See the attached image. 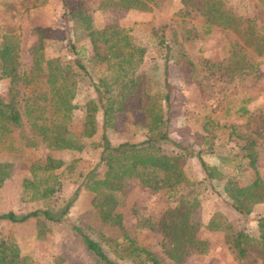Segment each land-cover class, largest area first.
Wrapping results in <instances>:
<instances>
[{
    "label": "rangeland",
    "instance_id": "obj_1",
    "mask_svg": "<svg viewBox=\"0 0 264 264\" xmlns=\"http://www.w3.org/2000/svg\"><path fill=\"white\" fill-rule=\"evenodd\" d=\"M80 1L90 16L92 27L116 25L127 29L131 42L143 49L136 66L141 94L122 99L124 107L113 113L110 126L104 130L109 142H138L144 138L142 107L146 97L142 93H146L149 105L160 103L166 111L163 116L168 140L185 137L190 143L179 151L169 141L161 145L165 153L177 152L178 165L189 181L196 182L204 176L195 156L197 152L209 166H219L217 155L226 153L220 167L230 184L242 186L251 182L252 169L236 155L246 138H250L254 141L255 166L264 191L263 44H260L262 53L256 54L249 46V33L239 35L219 26L206 31L197 7L184 6L180 0H155L147 11L106 6L100 4L102 0ZM220 2L239 17L240 25L260 29L264 35V8L254 0ZM36 26L72 29L60 0H0V34L17 33L16 69L19 72L29 69L32 48L37 42L33 31ZM53 35L55 37H44L41 41L44 58L57 56L67 61L79 58L87 73L77 82L72 99L75 107L67 125L70 132L79 135L84 103L95 96L97 79L106 75L105 63L92 57L87 38L79 36L78 32L74 42L77 54L68 51L65 39H58L56 32ZM78 45L83 49L79 50ZM14 87L17 93L22 91L19 82ZM8 88V78L0 76V97L4 101L11 98ZM166 91L167 102L159 101V96ZM14 99L18 101V94ZM239 107H244L246 112L240 115ZM99 121L97 114L95 132L81 139L83 147L79 151L49 152L39 138L29 132L22 118L20 126L0 140V161L11 164L9 176L0 185V213L12 211L19 215L37 208L62 206L86 171L92 168L100 177L104 166L99 161V147L95 145L101 132ZM47 153L63 162L53 171L59 178L57 191L45 200H21V179L30 178L29 165L41 162ZM221 182L213 181V190L206 188L198 194L199 203L188 216L190 222L198 224L197 235L207 241V251L199 254L188 248L176 262L166 256L167 240L152 225L166 207L173 205L172 197L162 189H145L133 179L124 180L121 188L114 192L118 202L115 210L120 214L119 227L100 220L90 204V193L79 186L66 213L57 222L41 217L21 222L0 219V238L12 241L19 253L28 257V264H100L85 250L73 226L94 239L118 264H138L116 253L120 249L121 232L147 249L161 264H264L250 250L244 257L237 258L224 243L222 232L205 228L210 215L218 212L233 229L257 237L255 221L258 216H264V201L253 204L248 214L238 215L224 202Z\"/></svg>",
    "mask_w": 264,
    "mask_h": 264
},
{
    "label": "trees",
    "instance_id": "obj_2",
    "mask_svg": "<svg viewBox=\"0 0 264 264\" xmlns=\"http://www.w3.org/2000/svg\"><path fill=\"white\" fill-rule=\"evenodd\" d=\"M63 14L72 29H55L51 27H34L37 42L32 48L29 69H16V51L18 35L15 31L0 34V76L8 78L11 98L4 101L0 97V140L11 129L20 126L22 118L29 132L39 138V141L49 151L76 150L82 147V138L95 132L96 116H99L101 132L98 141L99 161L104 171L98 177L94 169L84 173L74 188L71 197L59 207L37 208L16 215L12 211L0 213V219L10 222H21L30 217L43 218L57 222L63 216L68 206L76 196L77 188L82 186L90 193V204L96 210L103 223L120 226V214L115 207L118 204L114 192L119 190L126 179L135 180L140 186L151 191L164 190L172 197L173 205L166 207L152 224L167 240L166 256L176 262L181 259L186 249L192 248L196 253H205L208 243L197 235L198 224L188 220L189 214L199 203L198 194L206 188L214 187L219 181L223 200L238 215L248 214L251 206L264 201V191L255 166L256 154L252 149L254 141H247L236 153L252 169L254 178L242 186H232L225 172L221 170V160L227 157L218 154L219 166H209L198 153L195 156L204 176L201 180L189 181L178 165V154L165 153L161 145L169 141L165 130L166 119L160 103H147L142 107L144 138L138 142L121 141L115 144L109 142L104 130L110 126L113 113L124 107L122 99L140 96V86L136 75V66L141 61L143 49L131 42L128 30L116 25H106L96 29L91 25V19L80 0H60ZM155 0H102L100 4L125 9L147 11ZM264 8V0H254ZM184 6H196L198 14L203 18L202 27L209 31L212 26L231 29L242 34H248L249 46L256 54H261L264 46V35L260 29H248L240 25L239 17L222 7L220 0H180ZM99 6V5H98ZM76 26V28H75ZM70 27V26H69ZM78 30V31H77ZM67 31V32H66ZM79 36L86 37L92 52V57L105 63L106 75L99 77L94 85L95 96L86 101L83 106L82 130L79 135L69 131L67 125L74 109L72 99L75 95L77 82L87 73L79 58L70 61L60 57L44 58L41 41L44 37L65 39L68 51L77 54L74 42ZM67 34V36H66ZM82 50V45H78ZM100 49V50H99ZM164 78V85H166ZM19 82L22 91L15 89ZM140 93V94H139ZM18 94V101L15 95ZM167 91L159 96V101L167 102ZM239 114L246 112L239 107ZM237 135V133H236ZM241 136V135H240ZM183 137V136H182ZM179 150L187 148L190 143L185 137L169 141ZM63 162L47 153L41 162L29 165L30 178H22L20 199L23 201L45 200L57 191L58 175L53 171ZM220 167V168H219ZM11 164L0 161V185L10 174ZM220 192H217L220 194ZM257 237H251L242 230H235L224 216L213 212L208 218L207 230L223 233L224 243L235 252L237 258H242L250 250L264 262V216L256 218ZM72 229L79 236L85 250L100 264H118L108 257L100 245L79 227ZM120 257L136 260L138 264H161L147 249L138 246L124 232L120 233ZM28 257L21 255L17 246L10 240L0 238V264H28Z\"/></svg>",
    "mask_w": 264,
    "mask_h": 264
}]
</instances>
